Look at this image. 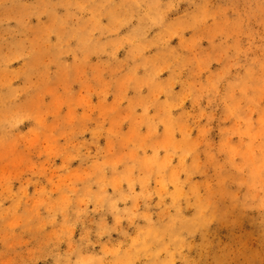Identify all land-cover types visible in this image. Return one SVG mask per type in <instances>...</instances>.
Listing matches in <instances>:
<instances>
[{"label": "rangeland", "instance_id": "obj_1", "mask_svg": "<svg viewBox=\"0 0 264 264\" xmlns=\"http://www.w3.org/2000/svg\"><path fill=\"white\" fill-rule=\"evenodd\" d=\"M0 264H264V0H0Z\"/></svg>", "mask_w": 264, "mask_h": 264}]
</instances>
